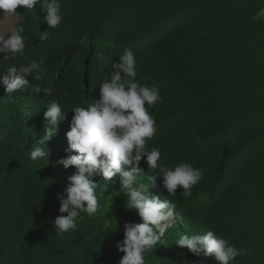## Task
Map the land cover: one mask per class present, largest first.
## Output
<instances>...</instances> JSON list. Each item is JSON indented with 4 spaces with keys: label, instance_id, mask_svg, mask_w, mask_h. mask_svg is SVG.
<instances>
[{
    "label": "rangeland",
    "instance_id": "rangeland-1",
    "mask_svg": "<svg viewBox=\"0 0 264 264\" xmlns=\"http://www.w3.org/2000/svg\"><path fill=\"white\" fill-rule=\"evenodd\" d=\"M81 1L60 0L63 19L55 29H48L39 5L32 10L18 7V13L5 24L24 28L25 49L41 41L40 32L49 31L53 41L50 51L27 52L30 62L44 58L43 79L29 77L30 83L48 87L53 70L62 65L64 69L58 73L61 81L55 98L31 88L17 90L9 97L0 85V255L8 247L12 250V258L5 261L8 264H118L124 253L116 244L124 239V225L142 222L137 211L127 207L117 175L110 181L94 177L100 184L96 190L98 211L91 216L81 213L83 218L75 231L56 233L53 222L60 211H52L40 223L50 207L60 209L58 194L76 171L75 166L64 169L57 163L67 155L66 133L76 107L73 84H66L68 74L76 64L81 73L84 57H92L88 35L104 33L105 38L98 37L95 45L101 58H108L101 66L104 79L111 63L118 62V56L128 48L136 58L137 82L159 87L162 99L150 108L146 105L156 121V132L146 139V150L158 148V163L166 167L184 162L203 172L188 197L179 187L175 195H169L162 178H156L150 191L174 206V216L172 227L154 246L161 248L160 254L153 255V247L145 253V264H218L212 257L196 256L175 245L181 234L207 231H214L246 253L230 264H264V95L235 97L232 54L218 35L225 20L220 9L209 6L197 12L191 7L196 11L194 19L180 24V30L156 38L154 34L163 27L149 33L148 27L160 14L153 0H109L107 7L123 11V18H110L107 13L93 16L88 4H79ZM190 1L199 6L197 0ZM259 15L264 16V8ZM3 17L0 9V19ZM62 52L68 55L55 60ZM49 60L55 61L49 64ZM258 65L264 66V55ZM84 73L89 85L78 82L74 86L92 93V71L87 68ZM96 99L99 97L89 102ZM51 101L61 105L62 120L57 135L47 143L48 160L33 161L28 150L46 134L44 113ZM223 137L228 138L227 155L222 150ZM221 162L218 179L208 188L206 182L214 179L216 165ZM141 167L140 182L151 186L149 177L158 170L149 172L143 160ZM203 195L215 196L199 201V205H208L204 215L193 209ZM28 217L32 219L25 222ZM247 224L248 233L229 234L238 225ZM163 252L169 255L162 258Z\"/></svg>",
    "mask_w": 264,
    "mask_h": 264
},
{
    "label": "clouds",
    "instance_id": "clouds-1",
    "mask_svg": "<svg viewBox=\"0 0 264 264\" xmlns=\"http://www.w3.org/2000/svg\"><path fill=\"white\" fill-rule=\"evenodd\" d=\"M37 5L44 13L43 21L48 29H55L61 24L60 0H0V9L4 11V17L0 19V54H3L0 59L10 60L24 55V28L5 27V24L18 13V7L32 10ZM49 35L48 30L43 31L39 38L46 41ZM86 40L87 37H84ZM118 57L119 61L111 63L107 78L99 86V99L87 107L76 106L71 111L74 115L66 133L69 145L67 155L57 163L64 169L75 166L76 171L67 178L63 192L58 194L61 215L53 223L57 234L75 231L78 220L83 218L81 213L91 216L98 211L96 190L100 184L94 177L110 181L118 175L120 192L127 197V207L136 210L142 221L124 225V239L116 244L118 251L124 253L118 264H145V253L157 245L172 227L174 216V206L150 191L156 178H162L163 187L169 195H175L179 187L182 194L188 197L192 187L202 179L203 172L184 162L174 168L166 167L158 163L161 159L158 148L146 150V139L152 138L156 132V121L148 108L162 99L160 90L156 85L137 82L136 58L131 49L125 48ZM43 63L44 58L41 57L39 61L33 60L27 65H9L0 72V85L5 88L6 95L11 97L17 90L27 88L45 96L52 95V88L30 83L29 80V77L35 81L43 79ZM44 115L46 134L28 150L33 161L48 160L47 143L57 135L62 120L61 105L51 101ZM142 160L149 172L158 170L156 175L149 177L151 186L139 180L144 173ZM175 245L187 248L196 256L212 257L218 264H230L238 256L246 254L214 231L181 234Z\"/></svg>",
    "mask_w": 264,
    "mask_h": 264
},
{
    "label": "trees",
    "instance_id": "trees-1",
    "mask_svg": "<svg viewBox=\"0 0 264 264\" xmlns=\"http://www.w3.org/2000/svg\"><path fill=\"white\" fill-rule=\"evenodd\" d=\"M156 3V6L159 7V16L152 24L148 27L150 29L149 33H152L154 30L158 28H162L159 32L154 35L156 38H160L165 34L173 33V31L180 30L179 25L183 23L189 22V20L194 19L195 17V8L197 12H201L203 8H208L209 6L213 9H220L222 15L225 17L224 24L218 32L219 37L224 39L226 50L229 51L231 56V63L233 67V78L237 81L236 85V95L237 98L240 94L248 93L252 96L264 95V66H259L258 63L262 59L264 55V16L259 15L264 8V0H197V6L194 3H191L190 0H153ZM109 0H84L79 4H88V12L95 16L99 14L107 13V16L110 18L117 17L123 18V11L119 12L116 10L111 11L107 5ZM195 7V8H191ZM204 10V9H203ZM99 12V13H97ZM177 19V20H176ZM176 20V21H175ZM104 22V21H103ZM104 33L97 34H89V48L92 53V57L86 55L84 57L85 63L81 66V73L78 72L74 65V68L70 71L67 77L66 84L74 85L80 83H84V85H89L87 75H85L84 71L87 68H90L94 77V80L91 82L93 86L92 93L89 91H79L77 86L72 88V98L75 102L76 106L87 107L90 102L89 99H94L95 97H99V86L105 80V74L101 72L102 62H107V57L99 54L95 45L98 43L99 38L104 37ZM79 41L78 44L79 45ZM53 47V41L49 37L46 41H40L39 43H35L30 49H24L23 56H17L15 59L3 60L0 59V72L4 71L9 65L19 66L21 64L27 65L30 63V56L27 55V52H48ZM67 53H61L56 57L55 60H59L62 56H67ZM3 54H0L2 57ZM83 59V58H82ZM55 60H49V64H52ZM61 64H59L60 66ZM63 65L60 69L53 70V81H49L50 88L53 89L51 98H55L57 96L58 87L60 84V78L58 73L63 71ZM72 76V77H71ZM235 88V87H234ZM92 97H90L91 95ZM97 93V94H96ZM88 94V95H87ZM97 95V96H95ZM222 150L225 155H227L228 150V138L223 137L222 140ZM223 162L216 165V174L214 179L207 180V187L213 186V183L218 179V175L222 170ZM15 170V169H14ZM213 199L215 196L212 197ZM204 195L196 201V205L193 206V209L199 214H206L208 205L207 203H203L199 205V201L204 200L207 202L208 200H212ZM58 213V207L52 208L45 212L44 216L40 220V223L44 222L48 219V216L54 211ZM26 213V210H25ZM32 219L28 217L25 222ZM248 224L242 227L238 225L235 229L231 230L229 234H244L248 233ZM245 233V234H246ZM4 241V239H2ZM3 245V243H2ZM160 247L153 248V255L160 254ZM169 255V252H163L161 254L162 258H165ZM12 258V250L8 247L6 249V253L1 250L0 255V264H8L5 261Z\"/></svg>",
    "mask_w": 264,
    "mask_h": 264
}]
</instances>
